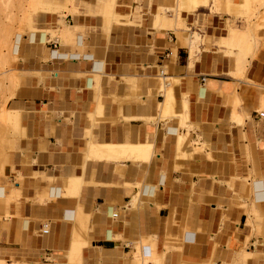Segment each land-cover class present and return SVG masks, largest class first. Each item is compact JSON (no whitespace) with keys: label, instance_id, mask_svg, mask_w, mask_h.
Listing matches in <instances>:
<instances>
[{"label":"crops","instance_id":"1","mask_svg":"<svg viewBox=\"0 0 264 264\" xmlns=\"http://www.w3.org/2000/svg\"><path fill=\"white\" fill-rule=\"evenodd\" d=\"M43 3L12 50L0 264H264V28L239 66L207 0Z\"/></svg>","mask_w":264,"mask_h":264},{"label":"rangeland","instance_id":"2","mask_svg":"<svg viewBox=\"0 0 264 264\" xmlns=\"http://www.w3.org/2000/svg\"><path fill=\"white\" fill-rule=\"evenodd\" d=\"M185 1L188 2V0ZM204 1L205 0H202L200 2L204 3ZM211 1L212 4L210 5ZM205 4L206 6L210 7L211 11L214 13L228 12L229 14L239 18L241 20V23L243 24L242 28H244V30L246 31L248 30L247 28H249L250 24L257 22V20L264 21L263 17L259 18L260 16H264V0H243L240 3L236 2L235 0H220L216 3L214 2V0H207V3ZM29 6V0H0V116L2 114V109L4 107L7 108L8 100L15 96L16 92L22 85L21 72H19L20 80L15 84V82L18 80V72L13 64L18 61V58H15L13 56L12 50L15 38H17L19 35L24 36L26 33L28 34L32 29L31 27L33 23V17L37 13L33 11V9L31 10ZM182 7L186 9L188 5L178 4L174 6L175 15H177V12H181ZM159 10L162 11L163 7H161ZM232 23L233 24L228 26L229 29L240 32L238 29L242 28H239L237 26L236 21H233ZM256 38L260 39V36H257ZM224 43H226L231 48L238 49L237 54L232 51L230 52L233 60L235 59L234 63H238V65L239 63H241L243 57L252 55V51L254 50L253 47L249 50V52H245V50L247 51L248 46L244 45L246 44L244 42L230 44L227 42ZM242 48L245 50H243ZM235 55H237V57ZM13 76L16 78H13ZM1 118L0 132L2 130L1 128L3 124V120ZM4 123L5 124L3 125L5 126H13L10 123L9 125L7 122ZM13 130L16 131L14 126Z\"/></svg>","mask_w":264,"mask_h":264},{"label":"bare ground","instance_id":"3","mask_svg":"<svg viewBox=\"0 0 264 264\" xmlns=\"http://www.w3.org/2000/svg\"><path fill=\"white\" fill-rule=\"evenodd\" d=\"M45 1V0H44ZM200 1H202V0H200ZM220 0H216V2H219ZM254 1V0H253ZM215 2V3H216ZM249 3V2H248ZM29 8L32 10L33 9V11H35V12H40L41 10H44L45 8H46V5L43 3V0H29ZM49 6V5H48ZM47 6V7H48ZM49 9H50V6L48 7ZM47 8V9H48ZM49 9L47 10V11H49ZM250 10V9H249ZM261 17H263V19H264V16H260L259 18H261ZM258 18V19H259ZM262 28H264V21H259V20H257V22H254L253 24H250V26H249V28H247L248 30L246 31H244V32H241V30L240 29H238V30H240V32H238V31H236V30H233L232 28V30H230V31H228L229 32V34L228 35H226V37H224L223 38V41L224 42H227V43H241V42H244V43H246V44H244V45H247L248 46V48H247V51L245 50V49H243V50H245V52H249V50L251 49V48H253V44H254V42H252V41H255V40H258V38H256L257 36H259L258 35V33H259V30L260 29H262ZM198 38L199 37H197L196 38V40H194L193 42H192V51L194 50V48H195V46H196V44H197V42H198ZM252 38H255V39H252ZM226 44V43H225ZM243 44V43H242ZM236 45V44H235ZM194 52V51H193ZM193 52H192V54H193ZM240 53H242V52H240ZM249 54V53H248ZM247 54V55H248ZM234 55V54H233ZM242 55V54H241ZM247 55H245V56H247ZM232 56V55H231ZM236 57H237V55H235ZM233 58V57H232ZM235 60V59H234ZM245 61V60H244ZM235 62V61H234ZM238 64V63H237ZM239 64H241V63H239ZM244 65V64H243ZM240 66V65H239ZM13 78H16V77H14L13 76ZM18 79V78H17ZM14 80V79H13ZM165 80V79H164ZM261 109V108H260ZM1 116H2V118H1ZM1 116H0V118L3 120V124H5L4 122H7L8 123V125H9V123L10 124H12L14 127H15V125L17 124V122H18V113L16 112V111H11V110H7V108L6 107H4L3 109H2V114H1ZM6 123V124H7ZM13 126L11 127L12 129H13ZM103 148H105L106 150H114V149H120V150H128L129 148L130 149H132V150H138L139 151V149L141 148V146L139 145V146H133V145H118V146H116V145H112V144H107V145H104L103 146ZM145 148V147H144ZM142 150H144V149H142ZM143 152H145V151H143ZM80 183V182H79ZM79 185V184H78Z\"/></svg>","mask_w":264,"mask_h":264}]
</instances>
